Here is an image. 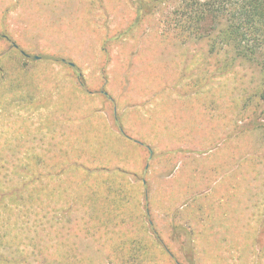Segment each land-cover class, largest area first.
Returning <instances> with one entry per match:
<instances>
[{"label":"rangeland","instance_id":"374dc122","mask_svg":"<svg viewBox=\"0 0 264 264\" xmlns=\"http://www.w3.org/2000/svg\"><path fill=\"white\" fill-rule=\"evenodd\" d=\"M18 1L0 0V19H9L14 28V38L18 39L17 42L22 46L19 49L29 56V59L23 58L22 54L18 56L21 63L27 69L33 70L34 77H39L42 72L47 73L46 69L52 70L51 66L58 70L66 69L73 73L78 84L72 86L69 91L65 87V97L55 93L50 96L52 104L54 94L58 95L53 104L59 106L58 122L53 121L52 125H48L44 120L39 121V117L34 114L30 119V111L15 109L16 106L0 110V156L3 157L0 163L4 162L0 169L3 171L6 168L11 173L15 166H18L17 169L22 168V162L30 152L40 156L41 169L46 161L45 166L49 169L66 170L59 178L44 180L53 187V199L58 200V204H66L76 200L81 193L77 184L81 182L83 175L77 168L88 166L90 162L100 166L108 165L114 167V170H128L134 174L133 179H145L148 188L156 187L162 190L160 187L167 182L187 187L192 183V178L188 174L180 173L191 167L201 170L203 162L210 164L220 160L218 157L212 159L213 154H200H208L219 146L217 152L224 155L220 169H237L229 172L227 177L217 175L221 179L215 178L214 181L219 182V187L210 194L208 207L199 204L200 200H206L204 196L192 197V190L180 192V197H190L181 209L158 207L155 200L157 192H149L152 201L143 208L145 226L134 223L132 232L127 229L125 233L144 236L148 239L147 246H154V252L160 254V247L157 248L153 238L158 234L157 225L163 219L173 227L175 233H179L180 221L188 220L194 214L210 215L218 223L217 231H210L205 236L198 235L197 231L194 233L192 244L195 253L193 252L190 264H264V257L258 259L256 254H250L254 239L237 228L242 226L243 221L246 222L253 215H259V211H264V135L259 124L255 126L264 118V101L260 97L264 78L256 63L240 59L230 60V56L227 57L223 53L211 54L203 41L205 39H190L182 46L178 40H183L178 36L181 35L177 31L178 27L175 29L171 22L166 20V11L159 9L146 16L137 28L129 33L128 40L132 41H124L118 47L108 48L109 51L102 59L100 48L96 44L93 47H79L82 42H97V37L89 32V25H96V18L92 20L83 14L89 6L87 0H49L48 5L34 0H21V8L17 9L14 4ZM131 1L141 5L140 9H149L144 4L147 0ZM116 4V16L113 20L117 30L122 31L124 25L128 26L130 22L127 20L135 13L129 9L132 13L126 14V0H116ZM69 13H77V19L74 21L67 15ZM21 14L27 16L28 22H23ZM64 15L69 23L63 19ZM80 15L84 17L81 18ZM39 20L44 23H38ZM35 23L40 25L41 30L36 28L30 31ZM55 30L58 31L50 34ZM136 41H139L138 45L141 44L140 51L131 56L132 50H136ZM163 41L173 47H164ZM50 44L52 45L49 46ZM2 48L0 45V49ZM169 50L171 51L166 56L165 52ZM81 51L89 55L86 58L89 61H79L77 64L76 58L85 59L80 55ZM158 54L167 58L162 59ZM35 56L39 58L35 59ZM176 66L178 69L175 76L178 78L173 80L168 71ZM171 73V76L174 75V72ZM93 74L106 76L101 80L105 82L102 90L98 89L99 80L90 79ZM45 82L48 83V80ZM44 87L38 86V93L44 91ZM83 89H98V93L108 92L115 102L114 106L107 104L106 107L112 122L97 114L104 112V101L99 98L88 99L84 96ZM190 89L195 91L190 92ZM108 94L106 96H109ZM93 96L95 98V95ZM61 102L64 103L60 105ZM209 105L213 116L220 120L218 124H222L221 127H214L219 133H209L207 136L198 122H202L203 113ZM212 113L206 111L207 115ZM46 124V127L42 126ZM105 124L111 129L102 130ZM121 131H124L123 134ZM192 131L193 134L187 141L192 150L190 152L183 150L184 144L178 142ZM6 142L9 143L8 147ZM216 144L218 145L215 146ZM198 145H201L199 149L204 151L200 150L196 155ZM143 146L149 151L148 158L145 159L148 152ZM12 153L15 154L13 157ZM156 161H164V165L158 169L160 171H171L176 166L173 180L166 182L159 178ZM252 167L254 172L250 169ZM94 176H98L95 179L98 183L103 182L106 177L100 173ZM207 176L203 179H207ZM211 177L213 176H208ZM227 181L234 184L231 185ZM223 186L225 199L217 202L214 196L222 192L219 188ZM163 193L167 196V192ZM169 194L173 203L179 201L177 192ZM76 209L73 217H65L68 221L62 223L63 227H58V230L57 224L52 225L53 213L47 214L49 222L45 226L46 229L44 230L43 225L37 226L38 230H41L38 234L46 237V240H41V250H92L84 246L81 239L82 230L78 224L69 221L78 214ZM233 218H236L234 222L225 223ZM62 238L65 245L60 243ZM164 244V260L162 263L159 260L158 264H185L183 258L173 252L167 241H164ZM97 249L101 251L108 248L98 246Z\"/></svg>","mask_w":264,"mask_h":264},{"label":"trees","instance_id":"16d2710c","mask_svg":"<svg viewBox=\"0 0 264 264\" xmlns=\"http://www.w3.org/2000/svg\"><path fill=\"white\" fill-rule=\"evenodd\" d=\"M144 4L149 9H140L141 5L126 0V14L132 11L135 14L129 19L128 28L118 30L116 38L122 37V32L132 33L146 16L158 9L162 12L165 10L166 20L171 22L175 29L178 27L177 31L181 35L177 34L181 39H205L203 41L211 54L223 53L227 57L230 56V60L240 59L256 63L264 78V0H147ZM155 7L161 8L155 9ZM21 54L23 58L29 59L26 52L21 51L17 46L0 49V110L21 104H23L22 108L33 106L36 100H38L36 107L51 102L49 100L51 94L50 91L45 90L44 79L34 77L33 70L27 69L21 63V58H18ZM45 71L49 72L50 69ZM56 80L57 78L54 77L52 82L56 84ZM40 85L44 87V91L38 93L36 88ZM261 85L260 97L264 101V81ZM258 124L264 135V118L255 126ZM5 145L8 147L9 143L6 142ZM14 155L11 154L12 157ZM2 158L0 156V160ZM41 161L40 156L30 152L29 156L25 157V161L23 160L21 169L15 166L11 173L6 168L3 171L0 169V264H158L159 260L163 262V255L155 253L152 249L154 246L151 248L147 246L148 239L134 234H131V238L109 240L111 249L108 253L88 255L76 250L49 252L41 250V240H46V237L38 234L41 230H38L37 226L43 225L45 230L48 223L47 214L53 213L52 225L57 224V230L58 227H63L62 216L68 213L75 203V200L68 202L65 207L62 206L57 210L50 206L54 195L53 187L44 180L59 178L66 170L49 169L45 166L46 161L43 162L41 167L44 168L41 169L39 167ZM1 166H4V162L0 163ZM88 168L89 166L86 165L77 168L84 172L83 175L87 180L92 176V172L89 174V171H86ZM103 192L105 197L102 199H110L112 196L128 198L125 192H113L109 188L107 192L105 190ZM100 193L102 192L90 186L85 201L98 203L95 197L101 195ZM137 222L139 223L134 216L132 224ZM114 224L100 222L95 225L106 229L122 225L124 221ZM126 235L129 236L128 233ZM62 240L63 238L60 239V243L65 245ZM82 240L87 244L86 239L82 238ZM153 241L157 248L164 242L157 235ZM191 241L189 239L188 243ZM97 242H99L98 238L95 239V243ZM255 244L260 250L255 254L258 259L263 258L264 238L256 239ZM182 245L186 244L182 242Z\"/></svg>","mask_w":264,"mask_h":264},{"label":"crops","instance_id":"0c3cea01","mask_svg":"<svg viewBox=\"0 0 264 264\" xmlns=\"http://www.w3.org/2000/svg\"><path fill=\"white\" fill-rule=\"evenodd\" d=\"M11 1V0H10ZM20 1V2H19ZM18 3L14 4L15 7L21 8L20 4H21V0H19ZM34 1H38L40 4H45L48 5L47 2H49V0H34ZM88 5L86 11L83 12V14L86 16L88 15L90 17V19H94L96 18V20L94 21L96 25H94V23L90 24V35L95 36L97 38L96 41L88 42L84 43L82 42V44L79 46L80 48H83L85 46H90L93 47L96 46L100 48V56L104 57V55L109 51L108 48L112 47V46H120L122 45L124 41L130 42L132 40H128L129 35L130 34H125L122 32V37L116 38L117 35V27L114 23V17L116 16V12L115 7L117 6L116 4V0H87ZM12 5V2H10ZM36 3V2H35ZM10 5V6H11ZM103 8V10H102ZM78 12V10H76ZM81 12V11H80ZM92 12V13H91ZM72 13H69L67 15H70L74 21L77 19L76 15H78L77 13L74 15H71ZM104 14V15H103ZM23 15V16H22ZM103 16L101 18H99L98 16ZM23 22H28L29 19H27V16L24 14H21ZM81 18H83L84 16L80 15ZM52 17V16H51ZM29 18V17H28ZM63 19L65 20V22H70L65 15L63 16ZM130 19V18H129ZM129 19L127 21H129ZM126 20V19H125ZM9 19L4 20V18L0 19V45L1 47H3V50L8 49L10 46L14 45L19 47H22L20 43L17 42L18 39L14 38V34H13V27L11 26V24L9 23ZM44 23V21L39 20L38 23ZM110 22H113V24H110ZM94 25V26H93ZM36 28L40 29V25L35 23L30 31H33L34 29L36 30ZM128 28V26L124 25V27L122 28L125 29ZM137 27H135L133 30H135ZM41 30V29H40ZM132 30V31H133ZM58 31V30H57ZM55 31H51L50 34L52 33H56ZM111 31V32H110ZM21 32V31H20ZM82 40V39H81ZM180 43L185 44L187 43L189 40H180ZM25 41V40H23ZM85 41V40H83ZM136 50H132L131 52V56H135L136 54H138V52L140 51V47L141 44L138 45L139 41H136ZM164 43V47L168 46L171 47V44H166L165 41H163ZM52 44H50L49 46H51ZM139 47V48H138ZM173 47V46H172ZM138 48V49H137ZM173 50V49H172ZM164 52V50H162ZM166 51L165 55L168 56L167 54L170 52ZM179 51H183V50H179ZM83 51H81L80 55L85 57V59H80V58H76V62L78 64V62H88L89 60H87L86 58L89 55H85L84 53H82ZM173 52H177L176 50H173ZM116 53V51H115ZM158 53H160V50L158 51ZM28 55V54H27ZM80 56V57H81ZM110 56H112L110 54ZM162 57L158 54V57H161L162 59H165L167 57ZM38 56H35V59H38ZM170 58V57H169ZM28 59V57H27ZM160 59V58H159ZM87 60V61H86ZM50 62V61H48ZM132 63V62H131ZM73 63H71L72 65ZM76 64V63H75ZM50 68L53 69V67L51 66ZM55 70H51L47 73H41L39 78L40 79H44V82L48 80V83L45 82L44 86H45V90L46 91H50V94L52 95L53 93L55 94H60L63 95L65 97V87L67 88V91L72 90V86H76L78 83L74 80V75L72 72L66 70V69H62V70H58L57 68H54ZM178 69V66H176L175 68H173V70H169L167 73L170 77H173V80H175L174 78H178L176 75V70ZM84 72V69H83ZM82 72V74H83ZM171 72H174V75H170L172 74ZM85 76V74H84ZM104 76V77H103ZM56 77V84H54L52 82L53 78ZM86 77V76H85ZM105 75H94L93 77L91 76V80L93 78H96L95 80H99V84H98V89H101L102 86L104 85V81H101L105 78ZM103 78V79H102ZM89 82V81H88ZM85 83V82H82ZM90 83V82H89ZM47 85H49V87H47ZM100 86V87H99ZM202 88V87H200ZM98 89H92L89 91H84V96H86L88 99H97L99 98L100 100L104 101V105H103V109H104V114L103 113H97L99 116H103L107 119H109L111 122V118H109L108 113H107V109L106 107L108 105H115L114 99L111 98V96L107 93H101L99 91L98 93ZM103 89H105V87H103ZM102 90V89H101ZM190 92H194V89H190ZM92 92V94H91ZM54 94V98L58 97V95ZM109 96H106V95ZM190 94V93H189ZM95 95V98L94 96ZM182 95H184L182 93ZM212 101V99H211ZM64 103V102H63ZM63 103H61L60 105H62ZM108 104V105H107ZM211 104V103H210ZM211 105H209L208 107H206V111H210L212 113V110L209 109ZM59 107V106H58ZM53 103L51 104V102L48 105H39V106H26L24 108H22L21 106H16L14 107L15 109L18 110H23V111H30V119L32 118L33 114L35 117H39V121H46L48 123V125H52L53 121L58 122V116H57V108ZM113 109V107H112ZM10 110V109H9ZM39 111V112H37ZM94 111V110H93ZM206 111L203 113V120L202 122H198V124L201 126V128L203 130H205V134L208 136L209 133H219L218 129H214V127L217 126L221 127L218 124L220 120H218V118H215V116H213L214 113L207 115ZM32 114V115H31ZM212 120V121H210ZM108 124H105L104 128L102 130H107V129H111L107 128ZM42 126H47L46 125H42ZM109 127V126H108ZM164 127V126H163ZM116 128V127H115ZM165 128V127H164ZM124 131H121V134H123ZM220 132H222V130H220ZM108 133V132H107ZM118 134V133H116ZM125 134V133H124ZM193 131L190 132L187 135H185V139L180 140L178 143L179 144H184L185 148H182L183 150H189L190 152H192V150L190 149V147L187 145V141L189 140L190 136H192ZM205 135V136H206ZM213 140V139H212ZM211 140V141H212ZM218 141V140H216ZM185 142V143H182ZM198 143H202V142H198ZM215 144V139H214V143ZM220 144V143H218ZM218 144H216L215 146H217ZM201 147V145H198V149ZM143 148L148 152L147 155L144 157L148 158V154L149 151L146 147L143 146ZM181 149V150H182ZM196 149V155L197 153H200L201 151H204L202 149ZM208 149V148H207ZM220 149V147L218 146L217 148L213 149L212 151H210V153L208 154H202V156L205 155H209V154H213V158L212 159H217V157L220 160H216L213 161L209 164V162H203L202 163V167L201 170H198L197 167L194 168H188L187 171L183 170L182 173H180L181 175L184 174H188L191 178H192V183L189 184V186L184 187L185 185L181 184H169L170 180L174 179V173L176 171V166L171 170V171H160L158 170L162 165H164V161H156L155 164L157 166V175L159 176V178L165 180L167 183L163 184V187L159 189V188H148L146 186V182L145 179H133V175L131 172H129L128 170H123V169H119L118 170H114V167L111 166H104V165H96L93 162H90L88 164L89 168L86 171H89V174L92 172V176L89 178V180H87V178L85 179V176L83 175L84 172L80 171V173L83 175L81 177V182H79L77 184L78 189L81 191V193L76 197L75 200V204L74 208H73V204L71 209L69 210L68 213H66L65 215H63V220L62 223L67 222L68 219L65 217H68L70 215V217H73V212H75V209L78 211V214L74 217V218H70L72 220L71 221H75L78 224V227L80 230H82V237L81 239H86V243L84 242V246L91 248L92 250L90 251L88 249L87 250H82L79 252H82L84 254H99V253H108V250L111 249V246L108 244L111 240H118L119 238H131V232H132V222H133V218L134 216L137 218V221H139L140 226L143 227L145 226L144 221H143V215H144V210L143 208H145L146 204H148L150 201H152V197L150 196L149 192H157L156 193V201H157V206L159 207H167V208H177V209H181L183 208L187 202L190 200V197H180L181 191H188V190H192L190 191V194H193L192 197H195L197 195H202L205 197L206 200L202 199L204 197H201L202 200L199 201V204H201L202 207H208L209 203H210V194L212 193V191L216 190L219 187V182L214 181L215 180H220V177H217V175H224V177L228 176L229 172H234L237 168L236 167H232L229 170V167L226 168L224 167V171L223 169H220V165L222 162H224V155L222 152H217ZM207 157H205L206 161ZM159 160H163L162 158H158ZM204 160V159H203ZM205 161V160H204ZM253 172L255 171L254 167L250 168ZM198 170V171H197ZM250 170V171H251ZM186 171V172H184ZM200 171V172H199ZM211 171V172H210ZM86 173V172H85ZM96 173H100V174H105L106 177L104 178L103 182H95L96 177L98 178V176H94V174ZM206 175H212L213 177L208 178L207 179H203L204 176ZM208 180V182H207ZM211 181V182H210ZM110 182V183H109ZM217 182V183H216ZM229 182V181H227ZM216 183V184H214ZM230 183V182H229ZM231 184V183H230ZM234 184V183H233ZM231 184V185H233ZM49 185H51L49 183ZM194 186V188H192V186ZM93 186L95 188L96 191L102 192L100 193L101 195L96 196V202L95 201H91L89 200L88 202H86V196H88V191H89V187ZM52 187V186H51ZM112 190L113 192H125L126 196L128 198H123L121 196H112L110 199H106L102 197H105V193L103 192V190H105L107 192V190ZM186 188V189H184ZM192 188V189H191ZM219 190H221L222 192L217 193L214 198L215 200L218 201H222L224 198V186L219 188ZM229 190H231V187H229ZM228 189L227 191L230 192ZM148 191V193H147ZM163 192H167V196H164L165 194ZM170 192H177L178 193V199L179 200L177 203H173L172 201V197L169 194ZM191 196V195H190ZM249 196V195H248ZM248 196L246 198V200L248 199ZM135 197V198H134ZM167 197V198H166ZM245 199V196H244ZM58 200H54L52 199V202L50 203L51 207L55 208L56 210L59 209L60 207H65L66 204L64 203H60L58 204ZM219 204V203H217ZM216 205V204H215ZM200 206V207H201ZM97 207V208H96ZM99 208V209H98ZM259 215H253L252 217L248 218V220H246V222H242V226L241 227H237L240 229V232L243 234H248L249 236H251L254 239V245L251 247L250 249V254L255 255V253L257 251L260 252V250H258V246L255 244V240L256 239H260V238H264V211L261 212L259 211ZM51 216H53V214H51ZM98 216V219H97ZM200 219V220H199ZM47 220V219H46ZM66 220V221H65ZM100 220V221H99ZM199 220V221H198ZM236 220V218H233L231 221H225V223H229V222H234ZM54 221V220H53ZM124 221V224L119 225V226H111L109 228L106 229H101L98 225L100 222H108V223H113V225H115L114 223L116 222H122ZM49 222V221H48ZM182 222V223H181ZM217 222H215L210 215H204V216H196L195 214L190 216L188 218V220H183L180 221V226L179 228L181 229V231H179V233L176 235L174 229L172 226H170L169 224H167L166 220H162V222H160L157 225V237L160 238L162 241L167 240L169 242V244L172 246L173 252L176 254H179V256L181 257V246L180 244H178V242L176 241L177 239H179L180 243H184L186 245H191V249L190 252L192 253L193 256V252L195 251V247H193V239L194 237V233H198V235H202L205 236L208 232L210 231H217L218 226ZM228 228V226L226 227V229ZM131 231L129 236H127L125 233L126 230ZM111 233V234H110ZM263 233V234H262ZM98 238L99 242L95 243V239ZM209 238V237H208ZM192 240L190 243H188V240ZM110 240V241H109ZM83 241V240H82ZM111 243V242H110ZM164 242L162 243V246H160V254L163 255V257L165 256V247H164ZM98 246L101 247H106L107 246V250L104 249H97ZM176 250H178L179 252H176ZM194 250V251H193ZM112 252V251H109ZM195 253V252H194ZM193 260V257H192Z\"/></svg>","mask_w":264,"mask_h":264},{"label":"flooded vegetation","instance_id":"af4514ba","mask_svg":"<svg viewBox=\"0 0 264 264\" xmlns=\"http://www.w3.org/2000/svg\"><path fill=\"white\" fill-rule=\"evenodd\" d=\"M178 233H176L177 235ZM178 242V244H180L181 246V257L183 258V261L185 264H190V261L192 260V253L190 252V245H182V243H180L179 239L176 240ZM184 244V243H183Z\"/></svg>","mask_w":264,"mask_h":264}]
</instances>
